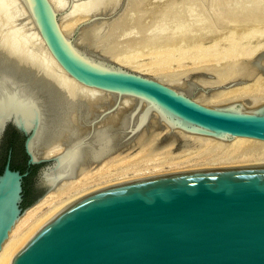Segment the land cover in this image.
<instances>
[{
	"label": "bare ground",
	"instance_id": "6f19581e",
	"mask_svg": "<svg viewBox=\"0 0 264 264\" xmlns=\"http://www.w3.org/2000/svg\"><path fill=\"white\" fill-rule=\"evenodd\" d=\"M46 1L64 43L80 60L139 73L142 66L132 59L140 51L167 62L182 51L180 43L192 41L193 51H218L229 60L220 68L204 66L202 73L168 70L151 79L206 107L264 115V44H229L263 33L264 0H94L87 17L99 16L75 20L82 26L74 39L68 36L76 24L57 18L56 0ZM230 24L234 28L225 31ZM209 33L218 36L203 46ZM191 70L197 74L189 75ZM9 120L35 126L34 157L57 155V163L46 174L49 189L23 210L0 244V264L47 215L93 190L178 172L264 165V140L210 131L153 103L75 81L48 51L27 0H0V128ZM204 152L208 156L201 158ZM7 184L9 179L3 188ZM14 187L0 201V232L15 215Z\"/></svg>",
	"mask_w": 264,
	"mask_h": 264
},
{
	"label": "water",
	"instance_id": "95a60500",
	"mask_svg": "<svg viewBox=\"0 0 264 264\" xmlns=\"http://www.w3.org/2000/svg\"><path fill=\"white\" fill-rule=\"evenodd\" d=\"M27 3L48 51L78 83L153 103L210 131L264 140L263 114L208 108L149 77L80 60L64 43L47 1ZM8 123L24 136L27 164L41 165L38 178L46 191V174L57 155L34 157L35 126L9 120L0 134ZM25 175L8 163L0 174V201L14 186L17 190L15 215L3 225L0 244L26 208L21 207ZM4 264H264V165L178 172L93 190L47 215Z\"/></svg>",
	"mask_w": 264,
	"mask_h": 264
},
{
	"label": "rangeland",
	"instance_id": "374dc122",
	"mask_svg": "<svg viewBox=\"0 0 264 264\" xmlns=\"http://www.w3.org/2000/svg\"><path fill=\"white\" fill-rule=\"evenodd\" d=\"M56 1L60 5V8H61L60 9L61 12L57 13V15H58L57 18H59L61 15H64L65 17L68 16V22H74V25L76 24L74 27H72V28H74L73 30H75V31L72 34L73 36L72 35L70 37L68 36L69 39H74L76 37V36H74V35H76V30L79 31L80 26H82L81 25V21L80 22L78 21L79 23L78 22L75 23V20H77L78 18L79 19L82 18V20L84 18H86L87 21H84V22L88 23L90 21H93L94 19H96L99 16V14H97V13L95 14V12H93L92 15H90V16L88 15V17H87V12L91 14V12L93 11L92 8H93L94 3H95L94 0H56ZM77 13H79L80 16L82 14L83 17L82 16L81 17H78L79 14H77ZM108 16H113V13H110ZM230 25H229V28L227 27L228 29H225V31L231 29V27L234 26V24L231 25V26ZM232 28H234V27H232ZM221 31L223 32L224 29L221 30ZM262 32L263 33L258 32L260 34H257V32H256L255 34H252L253 36H251V35L250 36H247L246 39H248V40H246L245 37H239L240 40H238V39L236 40L235 39L236 42H234V41L232 42L231 41L229 44L231 46L234 45L235 47L240 48L242 46L244 47L245 43H248V47L250 45L251 48H255L254 45H257L258 44V46H259V44H264V31H262ZM219 33H221V32H219ZM209 34H210L209 37L206 36L205 38H202L201 39V41L204 39V42H206V44L204 42H200L203 46H208L212 42V40L214 39V37H217L218 36V35L217 36H214V34H213V37H212L211 36L212 34L211 33H209ZM236 34H238V31H237ZM209 38H211V39H209ZM205 39H207L208 41H205ZM186 42L189 43V44H187ZM186 42L180 43L181 44L180 46L183 47V48H181V50L183 52L179 50L181 54L180 53H176L174 56L171 57V58H173L175 60L171 59V61L169 60L167 62L166 61H162V60L159 61V58H157L158 60H156V58H153V55L149 56L146 52L140 51L132 59V61H134L135 65L142 66L141 67V70H140V72L138 74H141L143 76L152 78L151 75H156V74L161 73V72L164 73V72H166L168 70L169 71H182V70L190 69V68L191 69H194V70L199 68V71L196 70L194 72L193 70H191V72L188 73L189 75H194L195 73L197 74V71L199 73H202L204 71L202 68H205V67H207V68L210 67L209 69H211L212 66H213L212 69L214 67L220 68V67L224 66L222 64L226 63L229 60V57H227L223 53H219L218 54V51H212V50H209V51L208 50L207 51H204V50L203 51H193L191 49L193 42L192 41L191 42L190 41H186ZM186 46H187L186 50L191 49V52L190 51L189 52L187 51V53H186V50L184 51V49H185ZM177 56H180V57H177ZM154 57H156V56H154ZM158 63H161V64H158ZM115 65H117L118 67L123 68L125 70H128V71H131V69H132L130 67H129L130 69H127V68L122 67V66H120L118 64H115ZM131 65H133V64H131ZM150 65H151V67H152V65H154V66L157 65L156 66V70L154 69L155 70L154 72L153 71H150L153 68V67L151 68ZM219 65H220V67H219ZM200 67H201V69H200ZM200 70H202V71H200ZM131 72H133V71H131ZM143 73H146V75H144ZM148 74H150V75L148 76ZM221 85H225V84H221ZM207 107L218 108V107H213V106H207ZM209 151H210V149H209ZM5 153H6V148L3 150V153H2L3 154V157H4ZM204 154H206V155H204ZM205 156H208V153H205L204 152L201 158H204ZM18 165H19V163H18ZM38 170H39V168L37 167V169L34 170L32 177H30V178H28V179L25 180V185H26V188L25 189L26 190H25V196H24V198H23V200L21 202V207L22 208H25L27 206H30L33 203V201L38 196H40V194L43 192L42 190L33 187V185H35V183H36L35 174H36V172Z\"/></svg>",
	"mask_w": 264,
	"mask_h": 264
},
{
	"label": "flooded vegetation",
	"instance_id": "af4514ba",
	"mask_svg": "<svg viewBox=\"0 0 264 264\" xmlns=\"http://www.w3.org/2000/svg\"><path fill=\"white\" fill-rule=\"evenodd\" d=\"M5 148H6V153L3 157L2 153ZM27 161H28V157L24 151V136L18 130H16L11 123H8L4 128L3 132L0 134V174L3 172L4 167L7 163L9 164V168L11 170L18 171L20 174L26 173V175L22 178L21 181L22 200L25 196V190H26L25 180L32 177L34 170H36L37 167L40 168L41 166V165H28ZM38 172L39 170L35 174L36 183L35 185H33V187L43 191V189H41L40 187Z\"/></svg>",
	"mask_w": 264,
	"mask_h": 264
}]
</instances>
